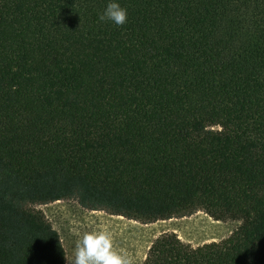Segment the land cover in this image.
Wrapping results in <instances>:
<instances>
[{
	"label": "trees",
	"instance_id": "16d2710c",
	"mask_svg": "<svg viewBox=\"0 0 264 264\" xmlns=\"http://www.w3.org/2000/svg\"><path fill=\"white\" fill-rule=\"evenodd\" d=\"M0 0V264H66L30 204L239 225L141 264H264V0Z\"/></svg>",
	"mask_w": 264,
	"mask_h": 264
},
{
	"label": "rangeland",
	"instance_id": "374dc122",
	"mask_svg": "<svg viewBox=\"0 0 264 264\" xmlns=\"http://www.w3.org/2000/svg\"><path fill=\"white\" fill-rule=\"evenodd\" d=\"M29 207L40 211L57 230L66 260L71 256L77 234L85 229L107 228L114 248L125 254L130 264H141L151 240L160 233L174 232L181 240L197 245L228 236L240 223L232 219H214L202 210L144 223L105 210L85 208L73 198L30 204Z\"/></svg>",
	"mask_w": 264,
	"mask_h": 264
},
{
	"label": "clouds",
	"instance_id": "9594fccd",
	"mask_svg": "<svg viewBox=\"0 0 264 264\" xmlns=\"http://www.w3.org/2000/svg\"><path fill=\"white\" fill-rule=\"evenodd\" d=\"M98 19L116 26L124 25L127 21V9L121 6L119 0H106ZM66 264H130V261L125 254L114 248L108 229L100 228L85 229L77 234Z\"/></svg>",
	"mask_w": 264,
	"mask_h": 264
}]
</instances>
